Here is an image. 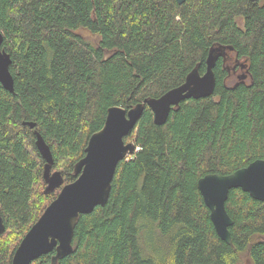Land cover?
<instances>
[{
    "label": "trees",
    "instance_id": "16d2710c",
    "mask_svg": "<svg viewBox=\"0 0 264 264\" xmlns=\"http://www.w3.org/2000/svg\"><path fill=\"white\" fill-rule=\"evenodd\" d=\"M0 33L14 82L13 93L0 84V264L61 190L44 192L34 132L51 173L70 184L109 108L202 75L213 49V96L182 102L163 126L144 106L125 138L138 150L117 166L107 204L79 217L57 264H264V202L229 192V246L197 189L206 175L264 161V0H0Z\"/></svg>",
    "mask_w": 264,
    "mask_h": 264
},
{
    "label": "water",
    "instance_id": "95a60500",
    "mask_svg": "<svg viewBox=\"0 0 264 264\" xmlns=\"http://www.w3.org/2000/svg\"><path fill=\"white\" fill-rule=\"evenodd\" d=\"M186 0H176L181 5ZM3 35L0 33V84L13 93V78L9 71L11 59L2 50ZM219 49L209 52L205 72L200 75L192 71L184 83L175 87L157 99H146L126 111L120 107L107 110L103 127L88 140L85 156L74 166L76 179L63 185L59 172L51 173L52 154L38 132L35 134V146L46 162L44 180L45 193L61 188L56 199L44 210L37 222L30 228L16 249L10 264H32L42 256L54 253L49 264L69 256L72 251L74 231L82 215L91 214L98 206H105L109 200L115 171L120 162L135 154L133 142L126 143L131 131L144 112V106L152 112L156 126L166 124L171 111L188 99H204L213 96L216 81L213 67ZM23 126L34 129L35 124L24 122ZM210 220L219 238L231 246L229 228L233 221L227 214L225 204L229 192L240 189L252 199L264 202V161L257 160L246 168L231 175H206L197 182ZM5 227L0 216V235Z\"/></svg>",
    "mask_w": 264,
    "mask_h": 264
},
{
    "label": "bare ground",
    "instance_id": "6f19581e",
    "mask_svg": "<svg viewBox=\"0 0 264 264\" xmlns=\"http://www.w3.org/2000/svg\"><path fill=\"white\" fill-rule=\"evenodd\" d=\"M131 109H132V108H131ZM137 150H138V149L135 148V153H136ZM130 157H132V156H128L125 160H127V159L130 158Z\"/></svg>",
    "mask_w": 264,
    "mask_h": 264
},
{
    "label": "rangeland",
    "instance_id": "374dc122",
    "mask_svg": "<svg viewBox=\"0 0 264 264\" xmlns=\"http://www.w3.org/2000/svg\"><path fill=\"white\" fill-rule=\"evenodd\" d=\"M52 173H54V172H52ZM45 192V191H44Z\"/></svg>",
    "mask_w": 264,
    "mask_h": 264
}]
</instances>
